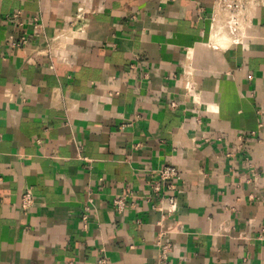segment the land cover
<instances>
[{
	"label": "crops",
	"instance_id": "0c3cea01",
	"mask_svg": "<svg viewBox=\"0 0 264 264\" xmlns=\"http://www.w3.org/2000/svg\"><path fill=\"white\" fill-rule=\"evenodd\" d=\"M241 1L0 0V264H162L161 230L167 264H264V0Z\"/></svg>",
	"mask_w": 264,
	"mask_h": 264
},
{
	"label": "built area",
	"instance_id": "2783aa9c",
	"mask_svg": "<svg viewBox=\"0 0 264 264\" xmlns=\"http://www.w3.org/2000/svg\"><path fill=\"white\" fill-rule=\"evenodd\" d=\"M220 2L225 3L224 8H229L231 10L234 9H240L242 8V1L241 0H235V1H229V0H219ZM232 21L237 25V28H240L238 19L236 16H231ZM8 20L14 21L15 24L22 27L24 25L23 20L21 19V12H13L8 16ZM34 28H38L40 26L39 18L34 17ZM31 41L30 36L23 32L17 40L12 42V45L15 47H21L26 44H29ZM180 179V171L177 166L175 165H167L160 169L158 179L155 182L154 185V191L156 193H159L163 188H174L175 183ZM161 198H167L170 203H172V207L176 206L175 199L173 197H165V195L162 193L160 194ZM21 208L24 212H28L33 205L35 204V197L30 188H27L25 191L21 194ZM113 204L117 210H123L127 204V198L125 195H118L115 196L113 199ZM165 218V217H164ZM164 218L162 217L161 220L158 221V225L160 227H163ZM166 234L164 230L160 231V237L158 238L159 245L161 246L160 252H159V259L162 264H167L169 253L171 252V245L169 243L163 244L161 242V238ZM96 264H109L106 257H101L97 260Z\"/></svg>",
	"mask_w": 264,
	"mask_h": 264
}]
</instances>
